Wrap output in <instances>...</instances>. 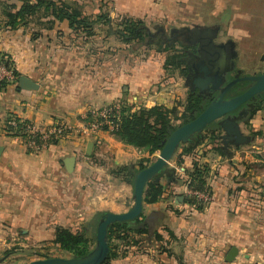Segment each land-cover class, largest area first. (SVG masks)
Segmentation results:
<instances>
[{
  "label": "crops",
  "instance_id": "0c3cea01",
  "mask_svg": "<svg viewBox=\"0 0 264 264\" xmlns=\"http://www.w3.org/2000/svg\"><path fill=\"white\" fill-rule=\"evenodd\" d=\"M75 1L85 14L107 12L111 19L125 14L155 24H179L177 20L197 15L195 6L204 2ZM20 4L21 0H0V59L7 60L17 72L14 81L0 87V254L13 250L15 254L34 255L33 248L53 239L58 226L76 231L90 224L97 212L126 211L132 203V182L116 176L114 169L136 166L149 155L109 131L88 138L66 135L36 151L7 132L5 118L15 116L46 126L58 120L77 126L85 113L115 99L131 109L141 103L167 106L179 92L157 91L153 100L146 94L147 72L137 76L141 83L136 86L126 65L116 71L114 55L99 51L92 37H76L66 20L33 16L25 24L5 25L8 5L18 8ZM224 5L225 0H215L208 13L216 16ZM250 35L251 29L246 28L229 27L223 33L224 38L236 41L238 55L248 47L244 37ZM263 51L264 43L259 48ZM24 79L36 87H28ZM206 140L196 147L195 154L183 156L182 165L176 162L180 146L168 167L174 169L175 176L187 178L193 160L197 166L205 163L210 201L197 198L198 203L187 202L185 183H167L161 177V196L153 202L144 201L142 196L139 217L146 232L136 236V244L120 242L109 264H264V161L242 149L239 155L229 148L227 157ZM89 141L92 147L87 154ZM157 153L150 155L151 161ZM70 155L75 161L73 169L67 171L62 159ZM231 247L236 254L228 262Z\"/></svg>",
  "mask_w": 264,
  "mask_h": 264
},
{
  "label": "trees",
  "instance_id": "16d2710c",
  "mask_svg": "<svg viewBox=\"0 0 264 264\" xmlns=\"http://www.w3.org/2000/svg\"><path fill=\"white\" fill-rule=\"evenodd\" d=\"M8 6L5 12L6 21L4 24L9 27H15L20 23L25 24L28 18H32L33 16L36 18L40 16H52L53 20H66L71 32L76 37H81L84 40L95 36L94 26L98 23H112L114 27H107V33L118 35L124 42L140 43L145 39L146 25L142 20L125 15H118L113 22V19L109 18L107 12H100L92 17V15L85 14L81 11L77 3H68L61 0H21L18 8L13 7V5ZM171 55L177 62H180L181 66L182 62L179 55L175 53ZM0 63L5 64L7 67H12L7 60L0 59ZM13 75L14 79H16L17 72L14 68ZM6 83L7 81H0V87ZM131 108V105L122 101V105L116 117H114L115 127L111 131L117 139L126 144L133 145L147 152L149 155L145 159L140 160L136 166L128 164L118 166L114 169L116 176H121L129 182H132L133 176L138 170L151 162L150 155L154 151L160 150L163 142L176 127L193 119L201 111V108L196 103L192 104L187 99L180 113L174 107L169 108L163 104H155L149 107L140 106L137 109ZM193 108L197 109L194 113H192ZM87 115L90 116V112H87ZM11 117L15 116H9L7 118ZM15 120L17 121L16 127L5 125L7 132L8 130H15L13 131L14 135L18 134L21 137H25L27 134L23 130V126L30 121L17 117H15ZM174 120L177 122L174 123ZM210 132L211 135H214L213 130ZM8 133L10 135L13 134ZM204 137H197L193 143L181 146V151L177 155L176 162L182 165L184 163L183 156L195 154L196 147L202 143ZM214 138L211 137L212 141L210 143L214 144ZM52 143H55V141L50 142V144ZM166 173L168 175L164 177L167 183H185L187 188L192 190H207L206 176L208 166L205 163L197 166V162L193 160L191 170L186 171L187 178L175 176L172 167H168ZM162 192L163 185L159 181L150 180L144 187L143 200L146 202L156 201ZM185 201L198 203L197 197L190 194L185 196ZM101 213H95L93 221L90 224H84L80 230L73 231L67 227H56L52 242L57 244L61 250L70 253L72 257H79L86 254L89 251V241L95 238L96 222ZM92 225L93 229L89 230ZM144 232H146V228L139 216L130 221H118L111 224L107 230L109 253L101 264H109L110 260L116 256V248L120 242L129 244L132 241V244H136L138 242L136 236ZM114 241H118L119 243H114ZM12 252L13 250H6L5 254ZM35 253L43 255V257H50L47 254L40 253L38 250Z\"/></svg>",
  "mask_w": 264,
  "mask_h": 264
},
{
  "label": "rangeland",
  "instance_id": "374dc122",
  "mask_svg": "<svg viewBox=\"0 0 264 264\" xmlns=\"http://www.w3.org/2000/svg\"><path fill=\"white\" fill-rule=\"evenodd\" d=\"M214 1L215 0H204L203 3L199 2L195 6L199 9L197 15L191 13L186 16L188 20L184 19V22L177 20L176 22L179 24H168L165 22H158L155 24L153 22H146L137 17L133 18L140 19L143 23L148 24V27L152 31L156 25L163 26L167 29L171 26L180 27L182 24L188 26L194 24L208 26L218 25V28L222 31H229V27L236 28V30L245 28L251 29L252 35L244 37V41L248 47L241 49L238 55L239 61L240 64L243 65L244 71L249 74L264 71V51L259 52L261 44L264 43V0H225L224 8L221 9L219 11L220 14H216V16L208 13L210 5ZM67 2L76 3L75 0H67ZM101 5H106V2L101 1ZM92 17H94V15H92ZM116 18L117 15L112 18V21L114 22ZM111 26H113L112 23H98V25L94 26L96 34L92 37V40H97L94 42L97 43L95 46L99 48V51H104L103 53L105 54L114 55L116 71L120 66L126 65L129 71H131V78H134L136 86L141 83V80L138 79L137 76L140 74L144 75V73L147 72L150 76L149 82L146 85V94L147 96L150 95L153 100L155 99L153 95L154 92L161 91L162 93L172 94L177 90L179 94H175V99L172 100V104L167 105V107H174L176 111L180 113L182 107L186 104L187 89L184 86V73L181 69L180 62H177L174 57H171V54L176 52L175 49H177L179 41L173 45H163L159 42L146 44L145 39L140 43H128L122 41L116 34H108L107 27ZM221 37L224 38V36ZM140 106L145 105L141 103ZM140 106H137L136 109ZM173 122L176 123L177 121L174 120ZM241 127L244 133L253 134V138L246 144L230 147L229 151H232V153L233 151H238L239 155H241L239 151L242 149V151L244 150V152L248 153L247 155L260 158V160H258L260 162L264 161V109L255 112L252 121L242 123ZM203 135L205 136L204 139H207L206 141L209 145L212 141L211 132L204 130ZM214 141L215 144L212 145H216V148H220L221 143L218 137H215ZM260 142H262V144H260ZM260 162L257 163L261 164ZM114 243L119 242L114 241ZM93 244L94 240L89 241V250L92 248ZM33 249L45 255L47 254L50 257L70 256V253L61 250L57 244L53 243L52 239L45 243V246L35 247ZM42 257L43 255L36 253L32 255L30 253L15 254V252L5 254L4 252L0 254V264H25L30 260Z\"/></svg>",
  "mask_w": 264,
  "mask_h": 264
},
{
  "label": "water",
  "instance_id": "95a60500",
  "mask_svg": "<svg viewBox=\"0 0 264 264\" xmlns=\"http://www.w3.org/2000/svg\"><path fill=\"white\" fill-rule=\"evenodd\" d=\"M155 27L160 28L156 25ZM194 28L200 30L208 29V32L214 37L216 28L208 25L194 24L192 27L183 25L180 27L171 26L170 34L189 33ZM148 29V27H147ZM212 41V38H210ZM238 81H251L252 83L240 94L224 97L227 90ZM24 83L35 88L36 84L29 79H24ZM186 84V83H185ZM218 90L217 88H214ZM264 90V71L254 75H242L230 80L226 85L218 90L217 95L191 120L176 127L163 142L162 147L158 150L157 155L145 167L138 170L132 179V203L129 208L122 213L102 212L96 222L95 238L92 248L84 255L79 257H62L51 256L36 258L28 261L25 264H101L108 256L109 244L107 238V230L109 226L118 221H130L141 215L142 212V196L146 183L150 180L158 181L161 177H167L168 165L176 153L177 149L183 144H191L197 137L203 135L205 128L215 120L222 133L219 135L221 143H228L233 146H240L252 140V136L245 134L239 124V111L237 110L249 98L255 100L256 96ZM224 118L220 119L221 117ZM92 142L89 141L86 145V153H90ZM227 157L230 156L229 151H225ZM74 156H66L62 159V163L67 171H71L74 166ZM236 254V249L231 247L227 253L226 261L233 260Z\"/></svg>",
  "mask_w": 264,
  "mask_h": 264
},
{
  "label": "flooded vegetation",
  "instance_id": "af4514ba",
  "mask_svg": "<svg viewBox=\"0 0 264 264\" xmlns=\"http://www.w3.org/2000/svg\"><path fill=\"white\" fill-rule=\"evenodd\" d=\"M213 26L216 28L213 34L214 37H211L212 35L208 32V29L200 30L194 28L189 33L177 34L173 32L170 34L171 27L167 29L163 26H160L161 29L155 27L152 31L149 27L147 29L146 26V44L159 42L163 45H173L179 41L175 54L179 55L182 62L181 69L184 73V86L187 89L186 99L190 100L192 104L196 103L201 110L217 95L218 90L230 80L245 74L254 75L263 72L249 74L240 68L236 60L238 56L236 41L230 36L221 37L224 31L218 28V25ZM210 38H212V41H210ZM251 83V81L236 82L227 90L224 97L227 98L242 93ZM262 109H264V90L259 96H256L255 100L249 98L232 114L240 110L238 113L241 128L242 123L247 122L255 112ZM196 110V108H193L192 113ZM218 120L210 123L205 128L206 131H214L212 137H219L222 133L219 126H217ZM249 135L253 137V134L250 133ZM218 140L220 139L218 138ZM232 146L230 143L226 145L221 143L220 150L225 153Z\"/></svg>",
  "mask_w": 264,
  "mask_h": 264
},
{
  "label": "built area",
  "instance_id": "2783aa9c",
  "mask_svg": "<svg viewBox=\"0 0 264 264\" xmlns=\"http://www.w3.org/2000/svg\"><path fill=\"white\" fill-rule=\"evenodd\" d=\"M13 79V67H7L5 64L0 63V81L10 82L13 81ZM121 105L122 100L115 99L103 106L91 109L88 111L90 112V116L85 113L82 116L81 124L77 126L58 120L53 121L47 126L29 122L23 126V130L27 134L25 137H21L18 134L14 135L13 131L15 130H11L12 132L8 130V132L13 133L11 135L20 139L27 147L38 151L46 148L50 142L58 141L66 135H77L88 138L99 131H109L111 133L115 127L114 117H116ZM4 122L6 125L12 127H16L17 124L15 117L5 118ZM104 126L105 128H103ZM175 170L179 171L180 168H176ZM186 193L195 195L198 199L206 202H209L211 199L208 190H192L187 188Z\"/></svg>",
  "mask_w": 264,
  "mask_h": 264
}]
</instances>
